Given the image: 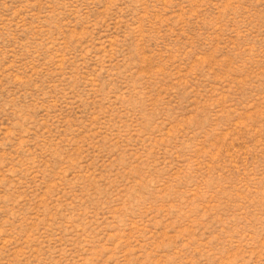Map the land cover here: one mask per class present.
I'll return each mask as SVG.
<instances>
[{"label": "rangeland", "instance_id": "rangeland-1", "mask_svg": "<svg viewBox=\"0 0 264 264\" xmlns=\"http://www.w3.org/2000/svg\"><path fill=\"white\" fill-rule=\"evenodd\" d=\"M0 264H264V0H0Z\"/></svg>", "mask_w": 264, "mask_h": 264}]
</instances>
